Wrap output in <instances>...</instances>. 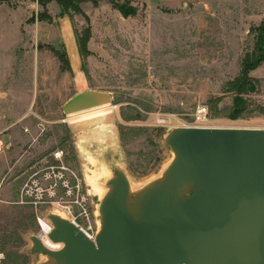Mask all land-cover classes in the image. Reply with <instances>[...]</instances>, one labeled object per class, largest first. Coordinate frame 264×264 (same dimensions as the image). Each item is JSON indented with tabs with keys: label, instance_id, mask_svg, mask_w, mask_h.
Here are the masks:
<instances>
[{
	"label": "rangeland",
	"instance_id": "1",
	"mask_svg": "<svg viewBox=\"0 0 264 264\" xmlns=\"http://www.w3.org/2000/svg\"><path fill=\"white\" fill-rule=\"evenodd\" d=\"M134 4L129 17L108 0L61 16L51 2L52 21H39L37 1L0 3V264L44 259L32 237L51 211L97 226L93 192L106 190L104 169L122 167L135 186L159 176L173 157L165 134L193 123L199 105L211 110L208 126L264 128V63L250 72L255 90L236 119L226 91L253 49L249 30L264 18V0ZM89 28L82 56L77 38ZM57 51L71 56L72 69ZM85 88L110 92L112 104L67 116L64 104ZM53 165L64 167L54 174Z\"/></svg>",
	"mask_w": 264,
	"mask_h": 264
},
{
	"label": "water",
	"instance_id": "2",
	"mask_svg": "<svg viewBox=\"0 0 264 264\" xmlns=\"http://www.w3.org/2000/svg\"><path fill=\"white\" fill-rule=\"evenodd\" d=\"M112 101L85 88L63 111ZM164 137L173 157L159 176L135 186L116 165L106 190H94V240L59 212L45 216L64 246L52 250L34 235L38 264H264V128L174 126Z\"/></svg>",
	"mask_w": 264,
	"mask_h": 264
},
{
	"label": "trees",
	"instance_id": "3",
	"mask_svg": "<svg viewBox=\"0 0 264 264\" xmlns=\"http://www.w3.org/2000/svg\"><path fill=\"white\" fill-rule=\"evenodd\" d=\"M13 0H0V3H10ZM43 6V11L38 12L36 19L39 21H52V16L48 12L47 5L56 2L61 9L60 15L64 16L71 12L82 13L81 4L91 1L97 5L101 0H33ZM124 17L134 16L138 12V7L134 4L135 0H108ZM35 19V18H34ZM254 35V46L251 51L246 52L241 62L240 73L227 84L226 91L233 94V104L229 111V117L236 119L240 117L249 107L248 94L255 90V83L250 72L264 63V18L257 24L252 25L249 30ZM85 35V36H84ZM83 38H77L79 52L82 56L88 53L87 44L91 37V29L86 30ZM61 61L66 68L72 69L67 52L57 51Z\"/></svg>",
	"mask_w": 264,
	"mask_h": 264
},
{
	"label": "built area",
	"instance_id": "4",
	"mask_svg": "<svg viewBox=\"0 0 264 264\" xmlns=\"http://www.w3.org/2000/svg\"><path fill=\"white\" fill-rule=\"evenodd\" d=\"M212 118V114H211V110L209 109L208 106L206 105H199L195 112L193 113V123H185L182 121V125L181 126H208L207 123L211 120ZM63 154H64V151L63 150H60V149H57L54 153H53V157L56 159V160H59V161H62V157H63ZM51 167V169H55V167H64V166H49ZM53 173H55V171L53 170ZM61 174V172H60ZM50 175L51 177V174H47V176ZM80 186V185H78ZM85 214V217L89 218V214L87 212H82ZM38 222H39V225L41 227V230L40 232L42 231V228H43V224H42V221H45L49 224L50 226V229L48 230V232H46V237H40L39 233H38V236L40 237L42 243L52 249V250H59L61 249L63 246H64V243L62 242H55L53 241L50 237H49V232L52 230V226L50 224V222L48 221V219H46L45 217L42 218V217H38ZM71 220L79 227L81 228V230L91 239H95V236H96V232H97V226H94L91 222L90 224H85V225H82L80 224L76 218H71Z\"/></svg>",
	"mask_w": 264,
	"mask_h": 264
},
{
	"label": "bare ground",
	"instance_id": "5",
	"mask_svg": "<svg viewBox=\"0 0 264 264\" xmlns=\"http://www.w3.org/2000/svg\"><path fill=\"white\" fill-rule=\"evenodd\" d=\"M109 106V104H105V105H102V106H100V107H96V111H103V110H105L107 107ZM91 110V109H90ZM95 111V112H96ZM84 112V111H83ZM74 114H77V113H73V114H71L70 116H73ZM92 160L93 161H96V159L93 157V155H92ZM102 169V168H101ZM104 173H106V174H108V172L104 169ZM104 173H102V174H104ZM98 174V173H97ZM96 174V175H97ZM102 191H104V189H102ZM42 226H43V228H42V231L39 233V235H40V237H46V232H48V230L50 229V226H49V224L47 223V222H45V221H42Z\"/></svg>",
	"mask_w": 264,
	"mask_h": 264
},
{
	"label": "crops",
	"instance_id": "6",
	"mask_svg": "<svg viewBox=\"0 0 264 264\" xmlns=\"http://www.w3.org/2000/svg\"><path fill=\"white\" fill-rule=\"evenodd\" d=\"M263 20V19H262Z\"/></svg>",
	"mask_w": 264,
	"mask_h": 264
}]
</instances>
